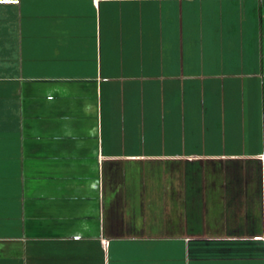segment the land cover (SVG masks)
I'll return each instance as SVG.
<instances>
[{
	"label": "crops",
	"instance_id": "0c3cea01",
	"mask_svg": "<svg viewBox=\"0 0 264 264\" xmlns=\"http://www.w3.org/2000/svg\"><path fill=\"white\" fill-rule=\"evenodd\" d=\"M0 264H264V0H0Z\"/></svg>",
	"mask_w": 264,
	"mask_h": 264
}]
</instances>
